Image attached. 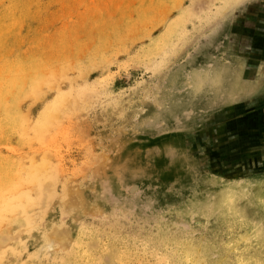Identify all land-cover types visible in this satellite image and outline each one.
<instances>
[{
	"label": "rangeland",
	"instance_id": "rangeland-1",
	"mask_svg": "<svg viewBox=\"0 0 264 264\" xmlns=\"http://www.w3.org/2000/svg\"><path fill=\"white\" fill-rule=\"evenodd\" d=\"M263 99L264 0H0V264H264Z\"/></svg>",
	"mask_w": 264,
	"mask_h": 264
},
{
	"label": "crops",
	"instance_id": "crops-1",
	"mask_svg": "<svg viewBox=\"0 0 264 264\" xmlns=\"http://www.w3.org/2000/svg\"><path fill=\"white\" fill-rule=\"evenodd\" d=\"M258 108L261 109L262 108V104H260V106H258ZM257 113L260 114V116L262 117L263 116V113H264V110L257 111ZM261 117H260V120L259 121H260V123L262 125H264L263 121L261 120Z\"/></svg>",
	"mask_w": 264,
	"mask_h": 264
},
{
	"label": "flooded vegetation",
	"instance_id": "flooded-vegetation-1",
	"mask_svg": "<svg viewBox=\"0 0 264 264\" xmlns=\"http://www.w3.org/2000/svg\"><path fill=\"white\" fill-rule=\"evenodd\" d=\"M261 104H262V108H261V110H264V99H263V101L261 102ZM261 120H262L263 123H264V113H263V116L261 117Z\"/></svg>",
	"mask_w": 264,
	"mask_h": 264
},
{
	"label": "water",
	"instance_id": "water-1",
	"mask_svg": "<svg viewBox=\"0 0 264 264\" xmlns=\"http://www.w3.org/2000/svg\"><path fill=\"white\" fill-rule=\"evenodd\" d=\"M258 107V106H257ZM260 173H264V171L260 172Z\"/></svg>",
	"mask_w": 264,
	"mask_h": 264
},
{
	"label": "bare ground",
	"instance_id": "bare-ground-1",
	"mask_svg": "<svg viewBox=\"0 0 264 264\" xmlns=\"http://www.w3.org/2000/svg\"><path fill=\"white\" fill-rule=\"evenodd\" d=\"M17 197V196H16ZM7 203V202H6ZM11 205V204H10ZM3 206V205H2Z\"/></svg>",
	"mask_w": 264,
	"mask_h": 264
}]
</instances>
